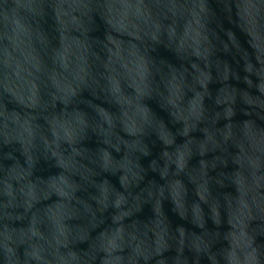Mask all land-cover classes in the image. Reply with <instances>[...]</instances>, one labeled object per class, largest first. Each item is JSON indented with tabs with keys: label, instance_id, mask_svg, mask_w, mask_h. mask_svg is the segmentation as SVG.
I'll list each match as a JSON object with an SVG mask.
<instances>
[{
	"label": "water",
	"instance_id": "water-1",
	"mask_svg": "<svg viewBox=\"0 0 264 264\" xmlns=\"http://www.w3.org/2000/svg\"><path fill=\"white\" fill-rule=\"evenodd\" d=\"M0 264H264V0H0Z\"/></svg>",
	"mask_w": 264,
	"mask_h": 264
}]
</instances>
